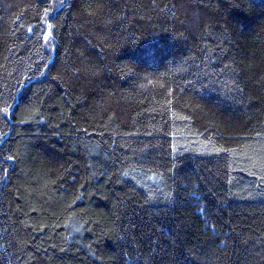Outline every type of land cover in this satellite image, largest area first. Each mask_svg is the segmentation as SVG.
Returning <instances> with one entry per match:
<instances>
[{"label": "trees", "instance_id": "obj_1", "mask_svg": "<svg viewBox=\"0 0 264 264\" xmlns=\"http://www.w3.org/2000/svg\"><path fill=\"white\" fill-rule=\"evenodd\" d=\"M0 264H264V0H0Z\"/></svg>", "mask_w": 264, "mask_h": 264}, {"label": "snow or ice", "instance_id": "obj_2", "mask_svg": "<svg viewBox=\"0 0 264 264\" xmlns=\"http://www.w3.org/2000/svg\"><path fill=\"white\" fill-rule=\"evenodd\" d=\"M51 35V32H49V36ZM48 37H45V39H47Z\"/></svg>", "mask_w": 264, "mask_h": 264}]
</instances>
